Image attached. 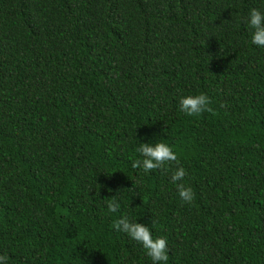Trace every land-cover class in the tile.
Listing matches in <instances>:
<instances>
[{
  "label": "trees",
  "instance_id": "obj_1",
  "mask_svg": "<svg viewBox=\"0 0 264 264\" xmlns=\"http://www.w3.org/2000/svg\"><path fill=\"white\" fill-rule=\"evenodd\" d=\"M264 0H0V255L7 264H264ZM206 94L213 113L180 100ZM176 151L192 188L132 163ZM116 197L121 207L108 211ZM155 220V224H153Z\"/></svg>",
  "mask_w": 264,
  "mask_h": 264
},
{
  "label": "clouds",
  "instance_id": "obj_2",
  "mask_svg": "<svg viewBox=\"0 0 264 264\" xmlns=\"http://www.w3.org/2000/svg\"><path fill=\"white\" fill-rule=\"evenodd\" d=\"M247 24L253 30L251 43L260 48H264V12L257 8H252L247 18ZM211 100L206 94L190 95L181 98L180 111L188 117H199L204 113H213L210 106ZM136 151L142 159H136L132 163L135 169H142L145 174L160 170L171 172L170 180L176 186L180 199L191 205L195 199L192 188L183 183L188 175L186 169L181 165L180 157L176 151L168 144L157 142L155 144H140ZM108 200V211L116 213L121 205L116 197ZM155 224V220H153ZM112 227L118 231L126 233L132 240L139 243L151 259L152 264H168L169 247L165 238H154L151 229L141 223L130 219L127 215L117 219ZM8 256L0 255V264H7Z\"/></svg>",
  "mask_w": 264,
  "mask_h": 264
}]
</instances>
